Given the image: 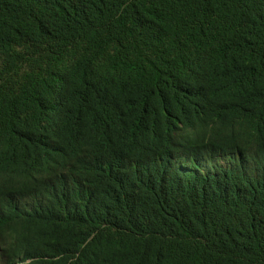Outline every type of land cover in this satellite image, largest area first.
Instances as JSON below:
<instances>
[{"label":"trees","instance_id":"obj_1","mask_svg":"<svg viewBox=\"0 0 264 264\" xmlns=\"http://www.w3.org/2000/svg\"><path fill=\"white\" fill-rule=\"evenodd\" d=\"M0 264H264V0H0Z\"/></svg>","mask_w":264,"mask_h":264}]
</instances>
